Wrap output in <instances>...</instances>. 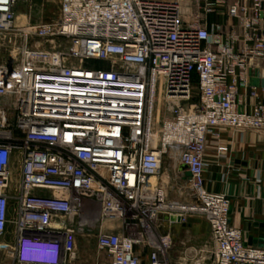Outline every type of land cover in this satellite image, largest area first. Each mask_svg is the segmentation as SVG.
Masks as SVG:
<instances>
[{
  "label": "built area",
  "instance_id": "obj_1",
  "mask_svg": "<svg viewBox=\"0 0 264 264\" xmlns=\"http://www.w3.org/2000/svg\"><path fill=\"white\" fill-rule=\"evenodd\" d=\"M26 1L0 0V238L11 226L17 263L69 264L97 204L115 229L97 234L100 264H172L170 225L191 216L209 222L212 264H264L230 196L205 187L211 136L264 131V0H61L20 27ZM167 155L193 202L170 198Z\"/></svg>",
  "mask_w": 264,
  "mask_h": 264
},
{
  "label": "crops",
  "instance_id": "obj_2",
  "mask_svg": "<svg viewBox=\"0 0 264 264\" xmlns=\"http://www.w3.org/2000/svg\"><path fill=\"white\" fill-rule=\"evenodd\" d=\"M250 81L254 85L260 84L256 76H252ZM258 92L261 98L263 93L260 89ZM241 95L248 100V108H252L257 101L256 98L247 96L243 88ZM243 108L241 105L240 109ZM218 132L219 138H209L205 152V187L209 191L230 196L231 223L246 234L247 244H264V131L223 128ZM190 222H175L170 225L173 238L178 243L171 251L172 264H202L208 254L206 250H213L207 219L195 216ZM164 225L169 227L166 216ZM77 244L76 241V258L69 264H74V261L82 257ZM95 244L93 255L80 264L109 263L107 254L100 252L97 243ZM193 246H198L196 254L189 253Z\"/></svg>",
  "mask_w": 264,
  "mask_h": 264
},
{
  "label": "rangeland",
  "instance_id": "obj_3",
  "mask_svg": "<svg viewBox=\"0 0 264 264\" xmlns=\"http://www.w3.org/2000/svg\"><path fill=\"white\" fill-rule=\"evenodd\" d=\"M60 5L61 0H27L26 2H22L16 6V24L20 27L28 26V25H38L41 23L49 22L56 19L60 13ZM42 47L51 48V45L47 42H43ZM197 92V90H196ZM158 98V97H157ZM163 106V105H162ZM161 106V113L158 114L155 111V127L159 129L163 120L166 116H168V111L166 105ZM158 108V101H157ZM157 110V109H156ZM164 168L170 169L171 171V185L172 190L170 191V198L172 200H177L180 203H191L192 199H185L180 197L178 193V188L181 184H177L174 180L173 175V166L175 165V161L173 158H170L168 155L165 156L163 160ZM87 216L89 217L90 227L86 228L84 232L79 233L77 236V245L80 248L81 259H77L74 261V264H80V262L84 263L85 259H88L96 250L97 243V234L102 229L104 231H115L112 225L109 222L102 223L99 218V205L94 204L93 206L86 209ZM195 216H191L188 219V224H190V220ZM186 223V224H187ZM118 227V226H116ZM246 234L244 233V238ZM246 240V239H245ZM79 242L81 244H79ZM177 242H175V238H173V249ZM178 244V243H177ZM7 245V246H5ZM252 246H264V244H249ZM15 246V235L12 227H9L8 232L0 238V264H18L15 260L14 256L11 254V247ZM189 247V246H188ZM193 246L192 250L189 253L196 254L198 250ZM204 247V246H203ZM190 248V247H189ZM212 251V250H210ZM209 250H206L208 253L204 263L202 264H212L213 256ZM190 255V254H189ZM76 262V263H75ZM191 264V263H190Z\"/></svg>",
  "mask_w": 264,
  "mask_h": 264
},
{
  "label": "bare ground",
  "instance_id": "obj_4",
  "mask_svg": "<svg viewBox=\"0 0 264 264\" xmlns=\"http://www.w3.org/2000/svg\"><path fill=\"white\" fill-rule=\"evenodd\" d=\"M157 101H158L157 113L160 114L161 113V106L163 105V99H162V97L161 96H158ZM178 207L179 208H182V209H187L188 208L187 205H180Z\"/></svg>",
  "mask_w": 264,
  "mask_h": 264
},
{
  "label": "water",
  "instance_id": "obj_5",
  "mask_svg": "<svg viewBox=\"0 0 264 264\" xmlns=\"http://www.w3.org/2000/svg\"><path fill=\"white\" fill-rule=\"evenodd\" d=\"M187 168H188L187 165H184V164L181 165V169L186 170V175H187V176H191V173L187 170ZM172 219H173V220H176L175 217H172Z\"/></svg>",
  "mask_w": 264,
  "mask_h": 264
}]
</instances>
